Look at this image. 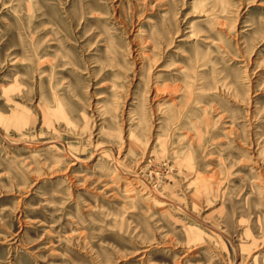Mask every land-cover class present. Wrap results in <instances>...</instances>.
Instances as JSON below:
<instances>
[{
	"label": "rangeland",
	"instance_id": "1",
	"mask_svg": "<svg viewBox=\"0 0 264 264\" xmlns=\"http://www.w3.org/2000/svg\"><path fill=\"white\" fill-rule=\"evenodd\" d=\"M0 264H264V0H0Z\"/></svg>",
	"mask_w": 264,
	"mask_h": 264
}]
</instances>
